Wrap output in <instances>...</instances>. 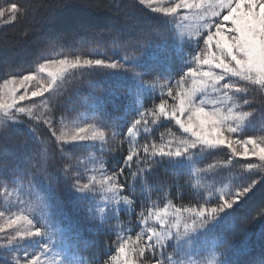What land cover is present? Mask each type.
Returning <instances> with one entry per match:
<instances>
[{"label": "trees", "instance_id": "trees-1", "mask_svg": "<svg viewBox=\"0 0 264 264\" xmlns=\"http://www.w3.org/2000/svg\"><path fill=\"white\" fill-rule=\"evenodd\" d=\"M31 3L39 5L35 20L30 18L17 24L0 20V84L5 79L37 71V56L41 52L52 58L75 54L96 59L107 54L116 61L134 66L141 75L137 76L127 68L105 66H93L90 71L72 70L67 74L63 95L50 98L47 94V110L43 114H39L41 110L33 111L36 118H54L57 131L65 124L83 122L84 115H87L86 121H103L106 126L113 127V132L121 129L122 137L108 136L105 147L112 151H101L99 142H67L65 155L71 159L65 161L49 135L50 129L41 122L36 124L38 119L0 125V132H5L8 126L13 133L9 140L0 137V180L6 182L0 184V213L9 211L8 206L5 208V198L12 189L31 187L40 194L45 192L50 203L49 217L53 224L64 230L69 243L72 257L64 264H97L96 253L101 258L114 254L109 250V244L117 234L134 239L144 227L139 220L141 205L148 208L155 205L153 210H157L171 202L174 207L188 208L197 201L215 202L221 194L251 185L243 197L216 214L201 231L206 229L210 234L207 229L210 227L221 236L219 247L224 250L223 255L227 252L224 256L230 264H255L264 257V217H257L256 211L264 207V168H243L227 146L202 144L189 148L190 155L157 154L149 161L152 168L136 176H128L125 172L126 188L122 191L133 192V204L119 202L114 209H118L116 215L107 208L104 213L97 210L106 204L112 206L114 193L109 192L106 197L105 185L94 183L95 190L86 192L71 187L61 170L66 163L74 165L69 168V175L80 170L85 173V181L93 175L99 181L103 179V169L111 175L112 170L121 166L124 155L117 152L118 142L128 139V135L132 137L130 143L123 145L125 155L127 149L145 143L176 147L179 140L188 139L190 134L174 120H155L150 112L144 116L136 135L135 130L127 133L126 129L132 120L140 118V112L158 105L160 98L170 105L171 97L167 95V88H163V82L168 80L176 88L177 80L182 74L186 75L192 63L193 48L176 42V24L174 26L171 18L139 3H130V0H31ZM117 40L136 45L127 50L134 56L124 60L125 52L113 46ZM226 82H231L232 91L230 89L228 93L233 96L232 108L236 111L256 109L238 132L239 138L264 132V90L258 88L261 85H254L252 80L244 78L225 79L223 83ZM243 88L249 91L245 93ZM245 100L250 103L244 104ZM53 103L57 104L56 108ZM45 149L49 153L44 159L50 158L48 174L51 177L37 175L33 176L31 184L26 180L12 184L17 177L29 174L34 159L36 167L43 165V160L36 157ZM261 163L258 160L254 164ZM123 194L128 195L127 192ZM147 224L153 226V220L149 219ZM202 235L206 237L207 234L202 232ZM3 236L4 233H0V244L4 243ZM173 236L177 237L176 233ZM82 240L89 241L92 246L84 247ZM30 247L37 245L21 240L4 246L13 255L21 256ZM167 252L177 259L175 264L184 263L186 256L180 255L182 251L175 240L169 243ZM0 264H3V258H0Z\"/></svg>", "mask_w": 264, "mask_h": 264}, {"label": "snow or ice", "instance_id": "snow-or-ice-1", "mask_svg": "<svg viewBox=\"0 0 264 264\" xmlns=\"http://www.w3.org/2000/svg\"><path fill=\"white\" fill-rule=\"evenodd\" d=\"M130 3H139L150 10L165 14L171 18V21L187 19V16H181V10H198L203 28L207 31L201 33L197 30L196 32V35L202 39L203 47L193 56V60L206 57L210 63L215 62L218 65L225 66L226 71L213 75L210 82L206 81L199 86L193 85L190 89L183 87L187 83L184 74L177 80L175 89L168 80L164 81L165 87L163 88H167V95L171 97L173 103L168 105L165 99L160 98L158 105L140 112L138 114L140 118L132 120L130 122L131 126L126 129L127 133L135 130L136 135L144 116L148 112L151 113L155 120L169 118L174 120L175 124L179 125L185 133L190 134L188 139L182 140L176 147H172L170 144L145 143L140 147L127 149V154L125 155L122 151L123 145L124 143H130L132 137L128 135V139H122L118 142L117 152L124 155L121 166L112 170L111 175L107 174V169H103V179L99 181L96 180L94 175L87 177L85 181V173L80 170L69 175L68 170L74 165L67 163L64 165L61 169L64 173L63 178L71 182L72 188L80 192L94 191L95 189L92 186L95 183L103 184L106 186L107 191L113 192L112 206L108 207L106 204L105 207H99L97 210L100 213H104L107 208L114 215L118 211V209L115 211L114 209L119 202H127L128 205L133 204V192L131 190L122 191V189L126 188L125 172H127L128 176H136L138 173H143L145 169L152 168L153 166L149 161L157 154L168 156L190 155L189 148H194L203 143H207L208 146L226 145L237 156L258 157L262 162L257 165L248 161L246 168H264V132L259 135H249L243 139L236 135L256 109L235 113L229 109L225 112L221 107L223 100L213 102L211 107H209L206 100L194 99L204 87L217 92L221 91L222 88H227L231 82L223 84L221 82L225 81V77H230L228 75L229 72L232 73V76L228 79L229 81L233 77L240 76L244 79L252 80L254 85L258 84L255 78L250 75L246 76L244 70L249 63L259 64L264 62V0H230L227 5L213 3L206 6L200 3H187L186 0H170L168 6L163 5L160 0H130ZM38 8L39 5H33L31 0H0V20H4L6 23L11 21L12 24L22 23L30 18L35 20L38 15ZM208 18L212 21L210 26L204 23ZM113 46L125 52L122 55L124 60L134 56L133 54H128L127 50L134 48L136 45L128 41L120 42L117 40L113 43ZM37 62L38 72L14 76L13 80L5 79L3 85H0V94L3 95L4 99L0 112L4 114L14 113L15 115L12 116L10 121L20 120V113H24L28 117H34V113L30 109L17 107L15 103L5 102V96L10 97L13 101L17 99L15 95L17 86L25 89L24 94L19 96L20 100H24L29 92L33 97L47 93L50 98H54L63 95L67 74H70L72 70L90 71L93 66H105L108 68H127L128 71L137 76L141 75L134 66L125 65L107 54L102 58L96 59L84 58L75 54L71 56L64 55L63 58H52L41 52L37 56ZM232 65H238L239 67H232ZM9 85L12 86L8 87ZM29 85L32 87L30 88ZM258 88L264 90V86H259ZM243 91L247 93L249 89L243 88ZM224 97L230 98L227 92H224ZM249 103V100L244 101V104ZM56 107L57 104L53 103V108ZM205 109H207L206 112L204 111ZM35 119L39 120L40 118ZM233 119L236 120L235 126L230 122ZM209 121V127L205 128V122ZM40 122L50 129L49 135L56 145L57 151L65 161L71 159L65 155L64 145L67 142L80 140L96 141L99 139L101 151H112L105 147L108 142V136H123L121 129L119 132H113V127L106 126L103 121L77 124L75 130L71 133L64 131L58 133L54 127V118H44ZM33 131L35 132L34 128ZM209 131L211 135H209ZM0 137H6L9 140L13 137V133L7 126L5 132H0ZM241 148H243L242 151L240 150ZM46 157H49L47 149L39 152L36 158L42 159L43 165L36 167L34 159L33 167L29 174L26 177H17L12 184L24 180L31 184L33 176L37 175H42L44 178L51 177L48 174L50 158L46 160L44 159ZM142 162L143 167H140ZM76 163L78 164L79 161L77 160ZM133 167L136 168L135 172L132 171ZM81 181L85 182L82 183ZM3 183L6 182L0 180V184ZM250 187L251 185L248 187L241 186L233 193L221 194L216 197L215 202L206 199L203 203L197 201L193 206L174 208L172 211L169 210L171 202H169V205H165L163 209L158 210H153L155 205H153V208L141 205L142 210L139 212V220L144 227H141L134 239L131 236L124 238L117 234L115 240L109 244V250L114 254L101 258L96 253L97 264H175L171 254L167 252L169 240L172 237L171 228H179L185 213L188 216L195 215L196 217L191 223H184L185 233L196 232L197 229L204 228L210 220L215 218L216 214L225 208L231 207L238 198L243 197L249 191ZM4 191L7 193L6 187ZM124 192H127L128 195H124ZM28 195L32 197L34 194L29 192ZM129 195L131 199H129ZM44 206H47L45 200L39 197H36L34 201L24 200L12 205V207L18 208L19 211L12 213L7 221L6 226L11 231L4 232V226H0V232L4 233V243L0 244V258H3V264H9V262H12V264H58L59 253L53 247V241L56 236L50 224L47 222L37 223L32 218L34 215H38L37 209ZM256 211L258 213L257 217H264V207H260ZM2 215L3 213H0V216ZM38 216L42 221L45 219L40 215ZM170 216L175 217L171 222H169ZM149 219L159 222L164 227L148 226L147 221ZM21 221L27 225L26 228L21 230L19 227H13V225H19ZM12 233L15 234L13 235ZM41 236L46 237V241H40L38 249L27 250L22 256L13 255L14 253L11 250L4 248L5 245L13 242L19 243L24 238ZM81 244L84 247L92 246L87 240H82ZM226 254L227 252L224 253V255ZM42 257L44 258L43 260L41 259ZM193 264H196V262H193ZM209 264H214V260H210ZM255 264H264V257L258 259Z\"/></svg>", "mask_w": 264, "mask_h": 264}, {"label": "rangeland", "instance_id": "rangeland-1", "mask_svg": "<svg viewBox=\"0 0 264 264\" xmlns=\"http://www.w3.org/2000/svg\"><path fill=\"white\" fill-rule=\"evenodd\" d=\"M160 2L165 5L168 6L170 0H160ZM187 3H200L201 5H210V4H222V5H227L228 3H230V0H186ZM181 16H187V19H179L177 20H173L174 21V26L176 24V42L179 43L181 46L183 44H187L189 47H192V52L190 55V59L192 61L190 67L188 68V70L186 71V75L184 74V78L187 79V83L183 85V87L185 89L187 88H191L193 85H203L206 81L210 82L212 80L213 75H217V74H221L224 73L226 71V67L222 66V65H218L215 62L210 63L208 61V59L206 57L204 58H198L195 61L193 60V56L199 51V49L201 47H203V42L202 39L200 37H198L196 35L197 30H199L201 33L206 32L207 30L203 28V23L200 19V13L198 12V10L196 9H192V10H181ZM204 23L209 24V26L212 24V21L210 18L206 19L204 21ZM173 28V27H172ZM232 67H239L238 65H232ZM198 70V71H197ZM245 75L246 76H252L253 78H255L258 81V84H260L261 86H264V62H261L259 64L256 63H249L248 66L245 68ZM35 72H38L35 71ZM27 75V74H25ZM46 76V74H44ZM228 75L231 77L232 73H228ZM230 77H225V79H230ZM242 77L240 76H236L233 77L232 79L238 80ZM14 77L10 78L9 80H13ZM4 83V82H3ZM0 84V85H3ZM221 84H223V82H221ZM12 85H9L8 87H11ZM29 87L31 88L32 86L29 85ZM238 87V86H237ZM236 87V88H237ZM234 88V90L236 89ZM231 89L232 91V87L229 84L227 88H222L221 91L217 92V91H213L212 89H208L207 87H204L202 89V91L200 93H197V96L194 98L196 100H206L209 104V107H211L213 102H219L221 100H223V104L221 105V107L223 108V110L225 112H227L229 109L232 110L233 113L235 112H239L236 111L234 108H232L233 106V96L228 93L229 90ZM238 89V88H237ZM34 90V89H33ZM25 92V89L20 88L17 86V92L15 93L17 99L15 101H13L10 97L5 96V102L6 103H15L17 107H23L25 109H30L32 112L33 111H37V110H41L39 114H43L45 110H47L48 107V99L46 98L47 93H43L40 96H36L33 97L31 96V93L29 92L28 96L24 99V100H20L19 96L23 95ZM224 92H227L229 95V99H227L226 97H224ZM170 105L173 103L172 99H170ZM38 101V102H36ZM4 104V99H3V95L0 94V108L3 107ZM205 112L207 111V109L204 110ZM15 115L14 113L11 114H4L3 112H0V125H6L8 123H16V124H20L22 119L23 120H37L35 119L36 117H28L26 114L24 113H20V120L17 121H10L12 116ZM40 119L38 120V122H36V124L40 123V120H42V116L39 117ZM87 119V115H84V120L83 122L80 121H74L73 124H65L61 127H59L58 133L60 131H64V132H73L75 130V127L77 124H87V123H92V122H96L95 120H89L86 121ZM233 126H235L236 120L233 119L232 121H230ZM210 125V121L209 122H205L204 127L208 128ZM246 126V122L241 126L240 131L242 130V127ZM183 130V129H182ZM239 131V132H240ZM239 133H237L236 135L238 136ZM209 135H211V132L209 131ZM234 138H236L234 136ZM80 141H88V142H95L98 143V145H100V141L99 139H97L96 141L93 140H80ZM182 140H179L178 145L180 144ZM79 142V141H77ZM206 144L208 146L207 143H203ZM202 145V144H200ZM197 145L196 147L200 146ZM222 146V145H220ZM226 146V145H223ZM213 147H219V146H213ZM239 147V146H238ZM241 151L243 150V148L240 149ZM233 156H236L237 161L240 162L242 164V167L245 169L246 168V163L248 161L255 163L259 160L258 157H253V156H248V157H241V156H237L235 153L232 152L231 149L228 150ZM186 161H190V159H186ZM87 179V178H86ZM228 184H226L225 186H227ZM22 189V190H21ZM105 195L106 197L109 196V192L111 191H107L106 190V186H105ZM220 191H224V189H220ZM29 192H32L34 195L32 197H30L28 195ZM227 193V192H226ZM6 194V193H5ZM46 193L42 192L41 194L39 192H37L36 190H33V188H25V187H19L17 189H12L8 192V196H6L5 200H6V205L5 208H9L8 212H3V215L0 216V226H4V232H10L11 230L7 228V221L9 220V217L12 215V213H17L19 211L18 208L16 207H12V205L17 204L20 201H24V200H29V201H34L36 197L41 198L42 200H45L47 206L44 207H40L37 209V214L40 215L41 217L45 218L43 221L41 220V218L38 215H34L32 218L37 222H47L50 224L52 231L54 232L56 239H54L53 241V247L55 248V250L59 253V261L58 264H64L67 260L71 259L72 255L71 252L69 251V243L66 241L65 239V234H64V230L53 224L51 218L49 217V210H50V203H49V199L45 196ZM8 204V205H7ZM164 207L160 208L163 209ZM174 207L172 205H170L169 210L172 211ZM158 210V209H157ZM175 217L170 216L169 217V222H171V220H173ZM196 219V218H195ZM194 218H191V216H188L187 213H185L183 220L179 226V228L173 227L171 228V233H172V237L169 240V243H171L172 241H176L177 244L180 247V250L182 251V253L180 255H185L186 258L184 259H180L181 261L184 260V263L181 262L179 264H193V262H196V264H209L210 260H214V264H230L227 259L225 258V256L223 255V249L219 247V242H220V238L221 236L216 232H213V229H211L210 227H207V229L210 231V234L206 231L203 230L201 231V229H197L196 232H187L185 233L184 230V223H191L193 220H195ZM153 226L157 227V228H162L164 227V225L159 224V222H155L153 221ZM14 228L19 227L21 230H23L24 228L27 227V225L21 221L19 225H13ZM58 230V231H57ZM206 233V237H204L202 235ZM2 233V232H0ZM173 233H176L177 237L173 238ZM13 235L15 233H12ZM209 235H213V236H209ZM209 236V237H208ZM217 236V237H216ZM204 237V238H201ZM218 238V240H217ZM21 240H26V242L30 245H37V247H40V241H46V237H33V238H24ZM20 240V241H21ZM204 240L205 242L201 243V241ZM37 247H30L27 248V250H31V249H38ZM42 260L44 259L43 257L41 258ZM174 261H177L176 258L173 259Z\"/></svg>", "mask_w": 264, "mask_h": 264}, {"label": "bare ground", "instance_id": "bare-ground-1", "mask_svg": "<svg viewBox=\"0 0 264 264\" xmlns=\"http://www.w3.org/2000/svg\"><path fill=\"white\" fill-rule=\"evenodd\" d=\"M262 242V241H261Z\"/></svg>", "mask_w": 264, "mask_h": 264}]
</instances>
